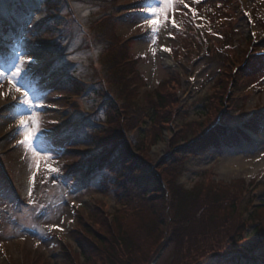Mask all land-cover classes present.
I'll return each instance as SVG.
<instances>
[{
    "label": "rangeland",
    "instance_id": "1",
    "mask_svg": "<svg viewBox=\"0 0 264 264\" xmlns=\"http://www.w3.org/2000/svg\"><path fill=\"white\" fill-rule=\"evenodd\" d=\"M0 24V264H107L116 222L131 264H264V0H0Z\"/></svg>",
    "mask_w": 264,
    "mask_h": 264
},
{
    "label": "trees",
    "instance_id": "2",
    "mask_svg": "<svg viewBox=\"0 0 264 264\" xmlns=\"http://www.w3.org/2000/svg\"><path fill=\"white\" fill-rule=\"evenodd\" d=\"M106 44H110V41L106 40ZM112 52H113V50H112ZM121 55L125 56V55H127V52L125 51ZM119 58L120 57L117 56V59H114L113 63H115V61L118 60ZM135 62L136 61H134V63ZM127 69H128L127 67H125V69H121L119 66L115 65V66L110 68L109 74H108V76L110 78H112L113 83L119 84L118 86L120 88L119 87L118 88L121 92V95L125 96V97L127 95L126 91L129 87V85H127L128 79L124 75L120 76V73L118 71L122 72V70H123V73H128ZM137 79H138V77H137ZM156 103L159 104V101H157ZM119 141H120L119 145L126 143V142H124V136ZM113 143L115 144L114 141H113ZM118 149H121V148H118ZM127 156H128V153L126 152L124 159H121L119 157V154H116V158L118 160L117 159H114V160L119 161L118 163H122L125 159H128ZM178 157L180 158V156H178ZM110 159L111 158L106 160V162L108 163L107 166L104 164L105 165L104 170L106 172L109 171L112 167V166L110 167V161H111ZM112 161H111V164H112ZM132 165H135V169H137L136 170L137 173H138V170H142V169L143 170L140 173H145V169H146V167L144 166L145 162L141 161L138 163L136 161V162H133ZM135 175L132 177L133 180L138 179V176H135ZM170 188H171V192H172L171 199L173 201L174 206L175 207H178L181 205L183 206L182 209H180V211L175 210V215L177 213H179V217L182 219V221H184L186 219V213L187 212L189 213L192 210V208L194 207L192 205V203H190V201H191V199L193 200L195 198L196 192H194V190H193V191L189 192L187 195H184V194H182L180 188L176 184H172ZM141 190H143V188H142V186H140V184H134L132 191H141ZM163 194H165V192L161 188L159 190L158 194H155V196L162 197ZM182 199H184V200L188 199L190 204H187L185 202L183 203ZM184 206H187L186 207L187 209H185ZM188 206H189V208H188ZM257 209L258 208H256L255 210H257ZM252 214H253V212H252ZM176 218H177V216H176ZM163 227L164 226L161 225L162 230H163ZM103 228L105 229V231L103 233L100 232V234L102 235V239L96 238L95 241H93V243L95 245H97V247L99 249L98 254L96 255V258L98 260L100 258L101 262H105L107 264H122V262L120 263L117 258H120L124 263L131 264L130 260L133 259V256L135 254H137L136 253L137 247L133 243L132 236L130 235L129 231L123 227L122 223H117V222L111 226L105 225ZM256 232L257 233H255V234L256 235L258 234V238L260 239L259 236H260L261 230L258 229ZM171 236L176 237V238H178V236H181V233L178 232V227L175 225H174V228L172 230ZM124 248H125V250H124ZM126 249H127L128 253H126ZM124 251H125V253H124ZM143 255H145L146 257L150 256L149 253H147V254L144 253ZM141 256L142 255L140 253H138V256H136V257H141Z\"/></svg>",
    "mask_w": 264,
    "mask_h": 264
},
{
    "label": "snow or ice",
    "instance_id": "3",
    "mask_svg": "<svg viewBox=\"0 0 264 264\" xmlns=\"http://www.w3.org/2000/svg\"><path fill=\"white\" fill-rule=\"evenodd\" d=\"M151 11H152L153 15L156 14V9H151ZM148 23L151 24L152 27H153V29H154L155 26H156V24H157V21H156V20H150V21H148ZM173 24H175V21H173ZM165 50H167V49H165ZM21 63H24L23 59L21 60ZM21 70H22V69L18 68V69H17V72L14 73V76H15V75H19L20 72H21ZM17 90H19V89H17ZM30 107H31V105H30ZM20 124H21V126L27 127L26 121H24V120H21V121H20ZM37 130H38V129H32V130L27 131V132L25 133V140H24V142H29V141H31V139L33 138V136L35 135V133H36ZM51 171H56V169H51Z\"/></svg>",
    "mask_w": 264,
    "mask_h": 264
},
{
    "label": "bare ground",
    "instance_id": "4",
    "mask_svg": "<svg viewBox=\"0 0 264 264\" xmlns=\"http://www.w3.org/2000/svg\"><path fill=\"white\" fill-rule=\"evenodd\" d=\"M259 90H260V91H263L262 88H259ZM250 155H251V154H250ZM246 158H249V157L247 156ZM246 158H245V159H246ZM237 160H238V161L243 160V157H242V158H238ZM262 161H264V159L259 160L258 163H261Z\"/></svg>",
    "mask_w": 264,
    "mask_h": 264
}]
</instances>
